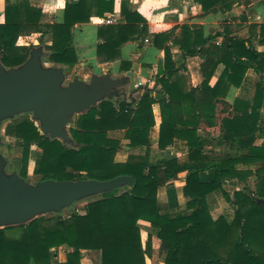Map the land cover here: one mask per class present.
Masks as SVG:
<instances>
[{"label": "trees", "instance_id": "1", "mask_svg": "<svg viewBox=\"0 0 264 264\" xmlns=\"http://www.w3.org/2000/svg\"><path fill=\"white\" fill-rule=\"evenodd\" d=\"M208 11L220 6L230 9L237 0H194ZM114 11V0H78L66 4L59 23H44L42 10L29 0L12 3L5 0L4 22L0 24V63L10 69L21 66L29 58V48L17 44L22 36L32 33L51 36L48 61L69 69L77 62L74 45L75 25L104 17ZM122 23L101 25L97 29L100 42L96 46L99 63L121 58V46L146 34V21L121 2ZM255 28V27H254ZM264 44V25L260 26ZM209 38L183 25L173 43L183 56L203 59V81L189 88L187 79L175 67L169 47L163 48V60L158 64L156 97L147 90L134 107L121 101H101L79 114L69 133L75 149L66 148L59 140L39 133L29 117L15 119L5 127V135L24 143V158L29 145L37 142L41 150L39 169L45 179L67 172L85 176L80 180L107 181L119 176H131L128 190L117 194H101L87 202L82 214L67 218L40 216L31 221L0 229V264H81L83 251H99L100 264H147L152 255V235L143 238L139 222L156 231L164 264H264V145H253L260 109L264 100L262 80L256 83L252 100L236 99L234 107L240 113L221 121V137L237 152L214 159L204 151V142L197 133L200 120H212L215 104L225 98L231 87L239 88L246 71H264V53L255 51L249 41L227 37L220 45L205 44ZM223 71L213 86L209 85L217 67ZM121 71H129L131 63L120 62ZM160 107L159 148L164 149L175 139L186 142L188 151L183 159L163 161L164 177L158 166L149 162V133L155 125L152 106ZM123 131L129 148L146 147L143 156L130 155L126 162H115L120 141L108 137V132ZM258 164L254 189L245 188L229 195L224 180L245 181L251 171L238 170V164ZM67 169L69 171H67ZM212 171L209 180L201 173ZM185 172L183 195L188 198L184 213L163 214L159 210L157 190L178 173ZM70 178H63L68 180ZM220 191L233 205L234 216L211 215L209 196ZM64 247L63 262H52L53 251Z\"/></svg>", "mask_w": 264, "mask_h": 264}, {"label": "crops", "instance_id": "2", "mask_svg": "<svg viewBox=\"0 0 264 264\" xmlns=\"http://www.w3.org/2000/svg\"><path fill=\"white\" fill-rule=\"evenodd\" d=\"M9 1L16 3L22 0ZM122 1L114 0L113 13L106 14L102 18L94 16L88 23L75 25L74 45L78 62L75 65L74 71H77V73H73L68 77L67 80L69 83L76 79L86 87H89L93 79L106 78L111 82L119 81L127 76V72L131 73L124 83L110 88L109 91L116 90L117 95L113 94L111 97H108L102 91V98L99 102L111 101L117 105L121 101H126L132 103L135 107L141 97L147 93V90L150 91L152 97H156V92L160 89L157 84V70L158 64L163 60L164 47L171 49L175 67L179 70V74L187 79L189 88L199 87L203 81L201 73L203 59L200 56H183L179 47L173 43L174 38L180 36L183 25L201 33L203 39L209 38L205 44L206 48H209L213 44L220 45L225 38L231 37L249 41L255 51L264 53V44L259 42L261 40L260 26L264 25V0H237L232 4L230 9L225 10L217 6L208 11H203L202 7L194 0H124L127 1V6L130 11L136 12L146 21V34L124 43L121 46L120 60L99 63L96 56V46L100 42L97 38V29L99 26L105 25L100 20L111 16L116 19V22L111 25L122 23L124 21L120 13ZM29 2L33 7L42 10L44 23H59L63 18L65 5L71 3L76 4L78 0H29ZM4 6L5 0H0V24L4 22ZM257 29L259 30L257 31ZM38 36L39 34H32L31 38ZM27 38L26 36H22L19 38V42L27 43ZM50 43L51 40L47 44L49 48ZM122 60L131 63L129 71L120 70L119 67ZM52 64H54L52 68L60 70L64 74L65 79V75L70 69L62 64ZM223 68V65L217 67L213 77L209 81L210 86L215 84ZM79 71H82V76L79 75ZM260 77H263L262 84L264 89V73L256 74L252 68H249L246 71L242 85L239 88L231 87L225 98L218 99L215 104L212 120H200L197 126L198 135L200 132L204 133L215 130L218 132L216 137H221L222 119L231 118L240 114L234 107L235 100L239 99L250 102L254 96L256 83ZM146 78L153 80L152 86L135 87L137 81H143ZM152 111L155 118V125L149 133V162L153 164L155 156H159L164 160L184 158L187 154L188 147L186 142L182 140L175 139L166 148H159L158 139L161 123L159 105L154 104ZM75 119L69 128L74 127ZM258 132L264 133V100L257 123L256 133ZM256 133L254 134L255 142L253 145H264V134L256 135ZM108 137L120 140L121 149L118 150L115 156L116 162L124 163L130 155L143 156L145 154L146 147L144 146L137 148H129L127 146L128 141L123 138V131L108 132ZM239 168H244V170L251 172L253 169L250 165L243 167L241 164L236 166V169L239 170ZM256 169L254 168L252 174L245 181L224 180L223 188L227 193L231 194L235 191H243L245 188L254 189L251 188L248 180H251V182L257 180L255 175ZM185 175V172H180L177 176L158 188L157 201L161 213H184L187 210L186 204L188 198L183 195ZM200 176L203 180H210L213 173L212 171H207L201 173ZM95 196L97 195L93 197ZM209 202L211 209H218L219 215H224L228 221L233 219L234 207L232 204L225 202L220 191H215L210 195ZM139 225L142 230V235L146 236L148 233L151 234L153 247L158 246L160 241L156 237V231L146 222L141 221ZM161 264H164L163 261Z\"/></svg>", "mask_w": 264, "mask_h": 264}, {"label": "water", "instance_id": "3", "mask_svg": "<svg viewBox=\"0 0 264 264\" xmlns=\"http://www.w3.org/2000/svg\"><path fill=\"white\" fill-rule=\"evenodd\" d=\"M40 52L35 51L21 66L7 71L0 63V119L21 112H33L41 123V132L54 138L64 136V127H70V116L85 112L98 104L102 91L108 97L117 91L110 88L124 83L131 74L119 81L93 79L86 87L78 80L61 88L64 74L53 68L42 70ZM131 176H119L107 181L45 180L36 186L25 184L20 178H6L0 164V227L25 224L45 211H59L80 198L90 197L131 185ZM264 204V200L258 199Z\"/></svg>", "mask_w": 264, "mask_h": 264}, {"label": "rangeland", "instance_id": "4", "mask_svg": "<svg viewBox=\"0 0 264 264\" xmlns=\"http://www.w3.org/2000/svg\"><path fill=\"white\" fill-rule=\"evenodd\" d=\"M258 30L259 29H257V31ZM32 34H39V33H32ZM31 35L26 36V37H28L26 40L27 43H20L19 39H18L17 44L20 46H24V47L29 48V58L31 57L33 52H35V51L40 52L39 61H40V67L42 70L46 71L47 69L52 68V66L54 64H52L51 62L48 61L49 45H47L49 40H51V36L49 34H45V35L39 34L38 37L31 38ZM50 45H51V43H50ZM74 69H75V66L73 68H71L66 73V75H65L66 77L63 80V83L61 85L62 89H65L68 86V83H69V81L67 80L68 77L70 75H72L73 73H77V71H74ZM4 70L7 71L8 69L4 67ZM262 73H264V71ZM81 74H82V71H79V75H81ZM260 79L262 80L263 77H260ZM223 109H224V107H223ZM79 114H81V112L74 113L70 116V118L72 120H74L75 117H77ZM23 116L29 117L30 120L35 123V125L38 127L39 133L42 136L49 137L50 139H57L66 148H72V149L77 148L75 143L73 142V140L71 138L70 133H69L70 128L64 127V136L58 137V138H54L48 133H42L41 132V123L38 119H36L34 117L33 112H30V111L29 112H21V113L15 114L13 116L3 117L0 119V164L2 166L3 176L6 178H9L11 176H16V177L20 178L25 184L30 185V186H36L37 184H39L40 182H43L45 180H62L63 178H70L68 180L76 181V180H80L82 177L85 178V176H81L78 174H72L71 172H67L68 175L63 174V175L56 176L55 178L45 179L42 176V174L37 173V170L40 167L39 160H40V156H41V150L37 147V142H34V143L29 145V148H28L29 152H28L27 158L25 159L24 155H23L24 143L19 139L10 138V137H7L5 135L6 125L9 124L10 122H12L13 120L19 119L20 117H23ZM217 133L218 132H216L215 130L210 131V132L206 131L204 133L203 132L199 133V137L201 139H203V141H204V144H205L204 145V151L207 152V155L211 156L214 159H217V158H222L224 156H227L229 154L232 155L235 152H237V148H236L237 145H233V144L231 145V143L229 141L223 140L222 137H216L218 135ZM263 134L264 133H261V132L256 133V135H263ZM253 137H254V135H253ZM254 142H255V138H254ZM120 149H121V147L118 150H120ZM118 150H117V152H118ZM117 152H116V154H117ZM116 154H115V156H116ZM153 160H155L153 162V165L158 166L160 171H161L159 175H160V178L162 179L164 177V174H163V168H164L163 161H164V159L159 157V156H155V158ZM238 165H240V164H238ZM238 165H236V166H238ZM241 165L243 167L249 166V165H245V164L244 165L241 164ZM257 165L258 164H256V163L250 164L251 168H253L252 172H253L254 168L255 169L257 168ZM239 170H244V168H239ZM67 171H69V170L67 169ZM252 179H253V177H252ZM256 182H257V180L256 181L253 180V182H251V180H248V183H250L251 188H255ZM128 188H129V186L126 185V186H122V187H119V188H116V189H113L111 191L104 192L101 194H103V195H108V194L117 195V194H120V193L128 190ZM231 191H232V188H231ZM101 194H97V196H95V197L90 196V197L80 198L78 200H75L71 204L63 207L59 211H52V210L45 211V212L38 214L36 217L45 216V217L49 218V217H54V216H61L63 218H67V217L75 215V214H82L84 212L83 211L84 205L87 202H89L90 200L100 197ZM228 194L232 195L231 193H228ZM225 202H227V201L225 200ZM186 211L187 210H185L184 212H186ZM210 212L214 218H216L219 215L218 209H216V210L211 209ZM224 212L226 213V211H224ZM12 225L13 224L3 225L0 227V229L5 228V227H9ZM143 238H145V236H143ZM153 248H155V249L152 250V255L150 257H148L149 260L148 261L146 260V263L147 264H161L163 259H164V254L160 250V244L158 246L153 247ZM66 252H67V250L64 247H60L58 249H55L52 253L53 254L52 262L56 263V262L65 261ZM81 264H100V252L83 251L82 255H81Z\"/></svg>", "mask_w": 264, "mask_h": 264}, {"label": "built area", "instance_id": "5", "mask_svg": "<svg viewBox=\"0 0 264 264\" xmlns=\"http://www.w3.org/2000/svg\"><path fill=\"white\" fill-rule=\"evenodd\" d=\"M100 22L102 24H105V25H111V24H114L116 22V19L111 17V16H108L102 20H100ZM153 85V80L151 78H146L144 79L143 81H137L135 83V87L136 88H141V87H149V86H152Z\"/></svg>", "mask_w": 264, "mask_h": 264}]
</instances>
